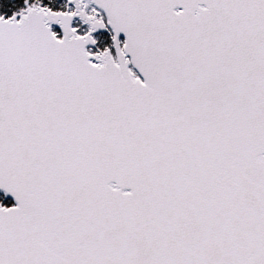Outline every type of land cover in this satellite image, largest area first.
<instances>
[{
    "label": "snow or ice",
    "instance_id": "obj_1",
    "mask_svg": "<svg viewBox=\"0 0 264 264\" xmlns=\"http://www.w3.org/2000/svg\"><path fill=\"white\" fill-rule=\"evenodd\" d=\"M0 264H264V0H0Z\"/></svg>",
    "mask_w": 264,
    "mask_h": 264
}]
</instances>
